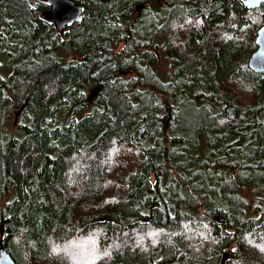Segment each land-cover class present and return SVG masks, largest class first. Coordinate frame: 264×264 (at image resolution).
Returning a JSON list of instances; mask_svg holds the SVG:
<instances>
[{
	"label": "trees",
	"instance_id": "trees-1",
	"mask_svg": "<svg viewBox=\"0 0 264 264\" xmlns=\"http://www.w3.org/2000/svg\"><path fill=\"white\" fill-rule=\"evenodd\" d=\"M71 1L83 17L59 32L47 0H0L15 264H264V6Z\"/></svg>",
	"mask_w": 264,
	"mask_h": 264
},
{
	"label": "water",
	"instance_id": "water-1",
	"mask_svg": "<svg viewBox=\"0 0 264 264\" xmlns=\"http://www.w3.org/2000/svg\"><path fill=\"white\" fill-rule=\"evenodd\" d=\"M240 1L245 7L250 10L256 9L261 5L264 6V0ZM47 5L49 6V9L42 14V19L46 23L53 25L54 28L59 32H62L65 26H70L74 23L79 22L83 17L82 7L75 4L71 0H47ZM255 43L257 48L256 51L250 56L248 65L253 72L257 74H264V25L258 30ZM24 107L25 104H23L21 109L15 113V125L17 124L19 115L24 109ZM0 264H15L12 257L5 250L1 240Z\"/></svg>",
	"mask_w": 264,
	"mask_h": 264
},
{
	"label": "rangeland",
	"instance_id": "rangeland-1",
	"mask_svg": "<svg viewBox=\"0 0 264 264\" xmlns=\"http://www.w3.org/2000/svg\"><path fill=\"white\" fill-rule=\"evenodd\" d=\"M3 56V59L6 60V56L5 55H2ZM1 58V56H0ZM94 96V93H92V97Z\"/></svg>",
	"mask_w": 264,
	"mask_h": 264
}]
</instances>
